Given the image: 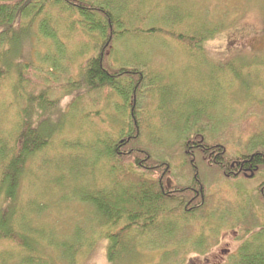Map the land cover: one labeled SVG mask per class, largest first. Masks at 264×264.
<instances>
[{
  "label": "trees",
  "instance_id": "trees-1",
  "mask_svg": "<svg viewBox=\"0 0 264 264\" xmlns=\"http://www.w3.org/2000/svg\"><path fill=\"white\" fill-rule=\"evenodd\" d=\"M191 7L0 0V264H54V254L78 264L99 240L107 264H135L143 249L162 252L157 264H194L227 227L240 244L223 264H264V130L243 118L212 123L190 104L170 109L173 70L135 52L156 35L201 52L217 25ZM120 44L135 51L114 53ZM246 112L261 122L264 105ZM49 188L89 207L87 230L62 234L40 219L56 209Z\"/></svg>",
  "mask_w": 264,
  "mask_h": 264
},
{
  "label": "rangeland",
  "instance_id": "rangeland-1",
  "mask_svg": "<svg viewBox=\"0 0 264 264\" xmlns=\"http://www.w3.org/2000/svg\"><path fill=\"white\" fill-rule=\"evenodd\" d=\"M158 1L161 4H171V0ZM187 1L193 3L191 10L205 16L207 26L218 25L215 34L205 41L201 52H189L190 55L182 53V44L176 43L175 40L172 42L167 37L158 39L148 36L145 40L140 39L145 41L153 69L173 70L171 75L176 79L177 86L175 92L167 97L170 99V109L175 104L179 106L186 104L184 108H188L187 105L190 104L191 110L206 115L212 123L220 121L234 125L243 118V121L249 119L256 122L261 130H264V118L259 122L255 114H246L248 105H257V103L264 105V0ZM163 14V11H159L156 17L161 19ZM130 47L134 48V45ZM26 51L27 43L23 45L22 53ZM134 51H126L125 46L120 44L114 53L128 55ZM166 95L165 99H167ZM3 97L4 92H0V101ZM69 101L70 97L65 98L61 102L62 106H66ZM162 126L166 127L165 124ZM207 127H210V124ZM75 136L69 133L65 138L71 139ZM57 142L58 139L55 140V143ZM48 157L50 158L51 155ZM38 161L45 162L42 159ZM45 168L46 163L41 166L40 176L44 175ZM257 183V179H254L246 185L250 188ZM49 190L52 193L49 203L53 201L56 209L54 213L45 211V215H41L40 219L53 224L62 234L72 231L75 226L87 230L85 218L90 215L89 207L73 197L61 202L60 198L65 194L70 195V188H49ZM26 191L27 189L25 195ZM225 191L228 192L227 196H232L229 190L225 189ZM59 203L61 206L57 210ZM194 224L203 226L205 223L194 222ZM236 237L237 232L234 228H222L217 246H212L203 256L198 255L194 264H223L240 244ZM46 251L53 254L51 249ZM142 252V257L135 264L155 263L162 254L160 250L143 249ZM194 255L190 253L187 257ZM51 258L54 264H66L58 254H54ZM205 258H208V261ZM77 261L78 264H107L104 242L97 241L91 252L78 256ZM11 263L17 264L15 261Z\"/></svg>",
  "mask_w": 264,
  "mask_h": 264
},
{
  "label": "bare ground",
  "instance_id": "bare-ground-1",
  "mask_svg": "<svg viewBox=\"0 0 264 264\" xmlns=\"http://www.w3.org/2000/svg\"><path fill=\"white\" fill-rule=\"evenodd\" d=\"M171 2H172V0H171ZM203 16V22H205V16L204 15H202ZM206 23H208L207 21H206ZM211 26H214V25H211ZM217 27H218V25H217ZM216 27V28H217ZM155 37H157L158 39H162V37H167V36H165V35H156ZM167 38H169L172 42H173V40H174V38H171V37H167ZM204 43H205V41L203 42V44H202V47H201V49H203V47H204ZM139 47H140V51H136L138 54H140V53H142V50H147V46L142 42V41H139ZM252 173H250L249 175H247V176H249V177H252ZM255 178L253 177V178H251L250 180H248V181H246V183H250V182H252L253 180H254ZM142 255H143V252L141 253L140 252V254H139V258H141L142 257ZM161 260H162V254L160 255V258H159V260L157 261V262H155V263H151V264H157V263H159V262H161ZM180 264V263H179Z\"/></svg>",
  "mask_w": 264,
  "mask_h": 264
}]
</instances>
